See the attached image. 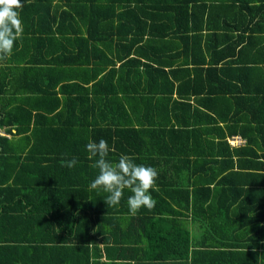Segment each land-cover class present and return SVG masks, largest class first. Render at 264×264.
I'll list each match as a JSON object with an SVG mask.
<instances>
[{
  "label": "trees",
  "instance_id": "16d2710c",
  "mask_svg": "<svg viewBox=\"0 0 264 264\" xmlns=\"http://www.w3.org/2000/svg\"><path fill=\"white\" fill-rule=\"evenodd\" d=\"M19 12L0 62V264H264V0ZM100 139L109 162L158 171L154 208L91 188Z\"/></svg>",
  "mask_w": 264,
  "mask_h": 264
},
{
  "label": "clouds",
  "instance_id": "9594fccd",
  "mask_svg": "<svg viewBox=\"0 0 264 264\" xmlns=\"http://www.w3.org/2000/svg\"><path fill=\"white\" fill-rule=\"evenodd\" d=\"M22 7L23 0H0V62L11 56L14 44L23 31L19 12ZM86 150L90 153L89 159L98 158L93 165L98 169V175L92 181L91 188H102L109 194L104 201L107 205H118L124 190L129 189L132 195L128 197L127 203L132 212L138 211L141 207L149 210L155 207L156 201L150 194V190H158L156 188L158 171L155 168L137 165L133 162V157L123 154L118 162H109L106 158L110 151H115V148H110L105 139H100L99 142L89 140ZM77 162V158L72 157L70 160H61V166L71 169ZM127 264L136 262L127 261Z\"/></svg>",
  "mask_w": 264,
  "mask_h": 264
},
{
  "label": "crops",
  "instance_id": "0c3cea01",
  "mask_svg": "<svg viewBox=\"0 0 264 264\" xmlns=\"http://www.w3.org/2000/svg\"><path fill=\"white\" fill-rule=\"evenodd\" d=\"M3 132V130H2ZM4 133V134H3ZM3 133H1L0 135L1 136H7L8 138L11 137V135L9 136L8 134H6V132L4 131ZM3 134V135H2ZM189 230L192 231L193 234H199L198 233V228H197V225L195 223L192 222V219H191V222L189 224Z\"/></svg>",
  "mask_w": 264,
  "mask_h": 264
},
{
  "label": "built area",
  "instance_id": "2783aa9c",
  "mask_svg": "<svg viewBox=\"0 0 264 264\" xmlns=\"http://www.w3.org/2000/svg\"><path fill=\"white\" fill-rule=\"evenodd\" d=\"M0 134H1V131H0ZM243 143H244L243 140L239 137L234 138L232 141H230V144L232 146L242 145Z\"/></svg>",
  "mask_w": 264,
  "mask_h": 264
}]
</instances>
